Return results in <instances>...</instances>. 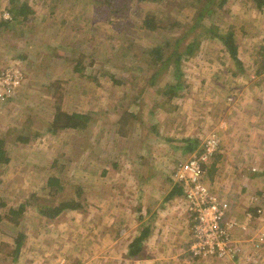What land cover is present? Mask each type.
<instances>
[{
	"label": "rangeland",
	"instance_id": "obj_1",
	"mask_svg": "<svg viewBox=\"0 0 264 264\" xmlns=\"http://www.w3.org/2000/svg\"><path fill=\"white\" fill-rule=\"evenodd\" d=\"M204 1L171 0L168 8L165 0H134L128 15L114 16L94 0H0V65L16 61L24 70L17 92L0 102V141L10 157L0 164V200L5 203L0 201V264H141L126 256L128 242L109 238L111 230L141 220V211L128 206L146 197L149 182L165 178L150 158L145 171L160 179L144 177L135 163L139 152L148 151L153 141L168 144L167 136L174 139L173 147L179 145L181 130L194 136L188 128L193 122L203 143L212 131L222 141L223 120L240 123L253 110L264 120L259 72L264 6L252 0L221 5L222 0H213L214 11L204 20L213 33L233 30L241 63L220 39L201 38L197 29L191 39L200 38L199 46L180 62L184 84L179 93L168 101L160 92L176 81L168 71L155 83L148 79L157 69L155 51L160 49L164 58L176 45L184 51L176 43L187 28L181 23H189ZM22 3L35 16L12 18ZM157 12L173 13L166 29L144 27V19ZM77 57L85 61L76 68ZM57 105L88 113L91 120L83 128L54 132L50 123ZM24 135L29 140L21 139ZM254 135L264 139V128L256 126ZM206 179L214 184L208 171ZM78 201L79 207H68ZM25 203V212L13 213ZM64 203L66 210L56 217L42 210ZM112 212L117 214L110 224ZM126 231L134 235V229Z\"/></svg>",
	"mask_w": 264,
	"mask_h": 264
},
{
	"label": "crops",
	"instance_id": "obj_2",
	"mask_svg": "<svg viewBox=\"0 0 264 264\" xmlns=\"http://www.w3.org/2000/svg\"><path fill=\"white\" fill-rule=\"evenodd\" d=\"M181 110L180 105L178 111L182 112ZM244 116L246 117L240 120V123L235 124L234 121L228 123L226 120L221 122L219 131L222 141L220 151L214 159L216 168L213 170V174L209 172L211 165H208L209 169L206 170L214 183L211 184L212 187L218 191L221 197L232 203L233 213L237 216H243L246 209L254 205V203L251 204L254 197L261 196V193L264 192V139L254 135L256 126L264 128V120L257 119L258 116H261L257 110L249 111ZM250 117L254 119H249ZM242 122L245 124L242 125ZM194 125L195 122L188 128L197 137L181 130L182 143L174 147V139L168 136L165 140L168 144H163L161 147L154 141L152 143L148 141L147 143H151L149 150L140 151L138 161L135 162L139 165L138 170L144 172L147 165L149 166L150 159L154 160L156 166L163 171V174L165 173L163 175L165 178L160 179L154 174H147L150 169L145 171L144 177L148 180L160 179L161 182L158 184L149 182L151 189L146 192L148 194L145 198L143 197L141 202L137 203L136 201L135 205L128 206L129 203L125 205L126 208L127 206L128 208L134 207V211H141V220H138V223L133 220L129 221L128 227H130H126L127 229L121 228L116 232L111 230L109 238L116 239V242L121 240L128 242L126 253L128 257L130 244L135 238L144 234L143 251L140 253L142 256H137L134 259V261H142L141 264H222L214 260H199L188 251L192 241L191 221L184 191L175 181L173 173L180 158L188 157V155L190 157L199 150L202 136L199 135V129ZM152 129L155 130V127ZM183 143L184 145H182ZM193 143L195 146L190 147V144ZM253 167L256 169L253 170ZM166 181H169V184ZM164 183H166L165 189L162 188ZM7 199L3 198L2 200ZM1 204L5 203L1 201ZM116 214L111 213L110 224L115 222ZM111 228L115 227L111 226ZM130 228L134 229L132 232L134 235H130L126 231L128 229L130 231ZM113 233L114 235H112ZM99 240L101 242V237ZM96 244H98L97 241Z\"/></svg>",
	"mask_w": 264,
	"mask_h": 264
},
{
	"label": "built area",
	"instance_id": "obj_3",
	"mask_svg": "<svg viewBox=\"0 0 264 264\" xmlns=\"http://www.w3.org/2000/svg\"><path fill=\"white\" fill-rule=\"evenodd\" d=\"M263 60H264V41ZM264 85V65H263ZM24 82V70L16 61L0 65V102L14 96ZM220 136L212 131L197 153L179 160L174 179L187 201L192 241L188 251L202 260L222 264H261L264 262V192L252 200L243 216L234 215L232 203L220 196L206 179L205 165L220 150ZM256 168L253 167V170ZM245 234V236H244ZM256 259L257 263H256Z\"/></svg>",
	"mask_w": 264,
	"mask_h": 264
},
{
	"label": "trees",
	"instance_id": "obj_4",
	"mask_svg": "<svg viewBox=\"0 0 264 264\" xmlns=\"http://www.w3.org/2000/svg\"><path fill=\"white\" fill-rule=\"evenodd\" d=\"M134 0H94L96 3L97 7H101L103 5H106L108 7V12L109 14H115L116 16H121L123 15H128V11L131 9V3ZM202 0H198L200 2ZM226 0H222L220 2V5L222 3H225ZM256 3L258 8H262L264 6V0H252ZM166 6L168 8H171V0H165ZM213 0H205L203 4L201 5V8H197L195 10V16L192 18L189 23H181L183 25H186V31L180 35V37L176 38V43L184 48V51L181 53L178 51L177 45L175 46V51L172 52L168 57L164 58V55H162L161 50L158 49L155 51L157 55L155 56V65H156V71H153L151 75H149L148 79L152 81V83H155V81L159 78L161 73H164L165 71H168L172 73V78L175 79L176 81L173 83H168L162 89L159 91L162 94H166L168 97V101L179 91L182 89L184 82L181 80L182 77V70L180 67V62L182 59L183 54H187L190 56L195 52L197 47L199 46V40L197 37H194L191 39V34L195 33L197 29H200L201 32L199 33V36L203 38L206 34L209 35L208 37L212 38H218L220 39L224 46L226 47L227 51L230 53V55L234 58V60L237 63H241L239 57H238V45L236 43L235 37L233 30H229L226 34H219L213 33L211 27H207L205 24V16L206 14H212L214 11V7L212 6L214 3ZM118 3V4H116ZM120 3V4H119ZM114 4H116L114 6ZM13 16L12 18L18 19V17L22 16V18H28L30 13H34L35 16V11L31 9V7L28 5V3H22V5L18 9H13ZM114 15V16H115ZM22 19V20H24ZM173 19V13L167 14L166 12H160V13H154L153 15L148 16L146 19L143 21V26L146 28H149L150 30H165L166 27L164 26L166 21H170ZM176 25L178 24L177 20L172 21ZM180 24V23H179ZM189 24V26H188ZM190 38V39H189ZM83 61H85L82 58L77 57L76 58V68L79 67V65L83 64ZM171 65V66H170ZM263 65H264V60L262 58V67L259 72H263ZM118 81V80H117ZM120 82V81H119ZM133 116L134 114H128ZM91 115L88 113H79V112H70L64 110L60 105H57V108L55 110V114L53 117V120L50 123V129L54 132L60 130V129H69V130H75L79 128L86 127L91 120ZM125 117V116H124ZM21 139H24L25 141L29 140L27 136L21 137ZM3 142L0 141V164H6L10 162V157L7 156L6 150L3 148ZM194 147L195 143L190 144V147ZM218 154V153H217ZM216 154V155H217ZM215 155V156H216ZM214 156V157H215ZM214 159V158H213ZM212 161L205 165L206 170L209 169L208 165H210ZM216 168V162H213L211 164V169L209 172L213 173V170ZM27 203L20 205V207L17 210L13 209L14 214H21L25 212ZM81 205V203L78 202H73L68 206L69 208H77ZM67 203H64L60 205L59 207H55L54 210L51 209H42L44 214L47 215L48 217H56L58 216L63 210H66ZM3 217L0 215V222L2 221ZM144 238V234L140 235L138 238H135L134 241L130 244V249H129V257L130 258H135L137 256H142L140 254L143 251V245L142 244V239ZM22 245V242L19 241L16 244L15 250L13 251V259L17 260L18 252L19 249Z\"/></svg>",
	"mask_w": 264,
	"mask_h": 264
}]
</instances>
